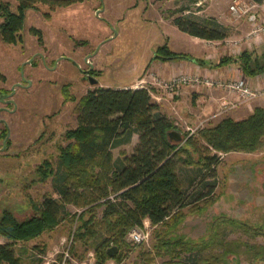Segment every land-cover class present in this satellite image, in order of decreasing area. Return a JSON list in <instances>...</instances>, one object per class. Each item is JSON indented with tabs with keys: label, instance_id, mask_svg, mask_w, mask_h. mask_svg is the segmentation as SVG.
<instances>
[{
	"label": "rangeland",
	"instance_id": "1",
	"mask_svg": "<svg viewBox=\"0 0 264 264\" xmlns=\"http://www.w3.org/2000/svg\"><path fill=\"white\" fill-rule=\"evenodd\" d=\"M1 1H9L12 11L16 10V0ZM231 2L82 0L52 12L41 3L37 8L28 9L21 40L5 43L0 35V72L6 78L0 81V148H3L0 149V214L8 209L23 220L34 213L32 202L38 203L44 196L57 198L51 178L39 180L38 166L44 158L54 163L59 145L67 144L65 133L76 126V106L82 95L95 86L86 79L91 65L95 70L92 76L99 84L112 88L140 87L136 80L142 73L149 74L150 63L159 60L155 58L158 48L168 46L171 50L190 52L197 49L192 38L172 23L180 7L190 8L183 14L191 12L198 18L213 19L222 25L227 32L226 40L242 37L250 23L231 17ZM45 12L50 15H44ZM32 28L39 30V34L32 32ZM215 46L232 48L233 44L219 40ZM224 56L228 55H221ZM144 84L151 83L145 81ZM153 88L158 94L162 92L157 86ZM260 100L264 101V97L256 99ZM164 106L177 129L188 135L185 118L180 115L181 106L172 102H165ZM206 122L205 119L191 121V128H195L191 134H196L200 127L208 124ZM134 135L130 142L112 149L115 159L131 153ZM196 167L183 163L179 167L183 186L191 191L196 185L189 184L187 178L195 174ZM215 170L218 180L214 195L205 199L207 202L199 200L182 210L185 216L178 225V233L193 238L209 237L219 231V226H224L226 239L246 240L247 236L231 229L225 219L253 225L264 223V149L221 153ZM192 207L194 211H190ZM83 209L68 204L64 219L53 230L33 241L17 242V252H24V263L37 264L39 258L41 264L61 261L63 240L77 231ZM95 211L99 219L102 207ZM135 227L138 226L132 228ZM139 228L149 232L148 239L134 244L127 233L128 249L123 250V259L119 263L110 260L107 264H162L163 258L151 252L154 226L146 220ZM96 241V238L86 242L75 238L71 246L73 260H67L66 264L88 258ZM255 241L264 244V237ZM243 264L247 262L243 260Z\"/></svg>",
	"mask_w": 264,
	"mask_h": 264
},
{
	"label": "trees",
	"instance_id": "2",
	"mask_svg": "<svg viewBox=\"0 0 264 264\" xmlns=\"http://www.w3.org/2000/svg\"><path fill=\"white\" fill-rule=\"evenodd\" d=\"M79 1L82 0H16V10L12 11L9 1L0 0L1 38L10 44L21 40L25 13L39 3L52 12ZM184 11H190L189 6L178 8L179 14L172 17L179 30L207 40L227 38L224 27L215 20L198 18L191 12L183 14ZM44 15L49 16L50 12ZM31 30L39 34V30ZM155 58L198 61L168 46L158 48ZM231 61L238 63L246 76L264 73V46L260 52L244 49L236 57H221L217 64ZM94 73L90 68L88 74ZM5 79L0 72V81ZM172 129L177 127L148 87L88 89L76 106V126L65 133L67 144L59 145L54 163L44 158L38 166L39 180L51 178L57 198L44 196L40 202H32L34 213L23 220L8 209L0 214V239H4L0 240V264H25L23 250L17 252V242L27 243L53 230L64 219L68 204L84 208L73 241L96 238L92 251L96 264L110 260L119 263L123 250L128 249V231L134 226L143 227L146 220L155 228L151 252L163 258L162 264L264 262V244L255 241L264 237V223L253 225L225 219L231 229L246 235V240L226 239L224 226L209 237L193 238L178 233V225L185 216L182 210L214 195L218 180L215 168L221 153L264 149V106H256L242 119L224 116L200 127L196 134L183 133V143L168 137ZM133 134L138 138L131 153L115 159L112 149L130 142ZM181 163L197 165L195 174L187 178L189 184L196 185L195 190L183 186ZM100 207L101 216L96 219L95 210ZM190 211H194L193 207ZM111 246L118 247L114 256L107 253ZM37 260L41 264L42 259Z\"/></svg>",
	"mask_w": 264,
	"mask_h": 264
},
{
	"label": "crops",
	"instance_id": "3",
	"mask_svg": "<svg viewBox=\"0 0 264 264\" xmlns=\"http://www.w3.org/2000/svg\"><path fill=\"white\" fill-rule=\"evenodd\" d=\"M264 5V2L261 3ZM243 19L247 20V24L250 23L251 20L247 17ZM174 25V24H173ZM247 32V31H246ZM189 35V34H188ZM192 42L194 46H197V49H193V52L185 51V50H173L178 53L187 54L189 57L197 58L198 61L189 58H178V59H160L150 63L151 71L156 72V74L162 75L163 77H169L174 74L184 72H197L202 76L212 77L219 80H230V79H239L243 78L248 81L252 86L264 85V73L258 74L256 76H246L241 70L240 66L236 62H228L223 65H218L219 58L221 55H228L232 57L238 56L242 50L244 49H253L260 51L262 46H264V38L260 40L259 43L248 45L246 43L241 44L239 46H235L234 48H227V46H213L212 48L204 44L203 42H207V39H202L199 37L191 36ZM202 44H201V42ZM200 45V46H199ZM218 45V43H217ZM225 45V44H224ZM224 47V48H223ZM218 48V52L216 49ZM224 49V50H222ZM150 72V71H149ZM148 74L142 73L137 78V82L140 83V87L144 85L145 81L150 82V79L147 78ZM149 77V76H148ZM148 79V80H147ZM134 81H132L133 84ZM128 83V82H127ZM151 83V82H150ZM126 84V83H125ZM96 86H104L102 84L97 83ZM151 88L153 99L160 105L162 111L166 113L168 116L170 114L166 110V106L164 103H173L174 105L181 106L180 115L185 119L184 122L187 124L186 127H191V121L198 120H206L210 118L214 112L218 110L219 107V99L224 95V91L217 87H207V86H183L176 98L172 99L170 102L164 96L163 91L161 93H156L154 91L153 84L147 85ZM93 87V88H94ZM130 87L128 85H121L119 88ZM89 88V89H93ZM135 88V87H131ZM169 101V102H168ZM256 106H264V101H252L250 103H246L238 108L231 110L222 116H217L215 118L209 119L206 123L216 122L220 118L224 116H230L234 119H242L250 114ZM135 136V135H134ZM137 134L134 137V144L137 142ZM113 151V150H112Z\"/></svg>",
	"mask_w": 264,
	"mask_h": 264
},
{
	"label": "built area",
	"instance_id": "4",
	"mask_svg": "<svg viewBox=\"0 0 264 264\" xmlns=\"http://www.w3.org/2000/svg\"><path fill=\"white\" fill-rule=\"evenodd\" d=\"M229 11L231 17L234 19H242L247 17L251 20L249 30L240 38L233 40H224L225 43H232L234 48L242 43L248 45L257 44L262 38H264V5L254 0H232L229 5ZM251 17H253L251 19ZM209 45H217L216 40H207ZM88 64L90 65V61ZM151 84L161 89L168 99H174L179 90L186 85L190 86H207L217 87L222 89L225 93L219 99V107L216 112L209 119L217 116L225 115L231 110L238 108L246 103H250L258 98L264 97V85L252 86L246 79H230L219 80L212 77L202 76L197 72H180L169 77H163L156 72L150 71L148 74ZM150 84V85H151ZM148 87L147 84L142 85ZM141 86V87H142ZM151 90V88H149ZM152 94V92H151ZM203 124V123H202ZM195 129V128H194ZM194 129L187 127L188 135L194 132ZM149 237V232L142 230L139 227L132 228L128 232V238L134 244H140L146 241ZM73 232L69 237L63 240L65 244L64 250H62V260L56 262L57 264H66L67 260H73L71 255V246L73 243ZM76 264H96L94 253H89V257ZM113 264V263H110Z\"/></svg>",
	"mask_w": 264,
	"mask_h": 264
},
{
	"label": "water",
	"instance_id": "5",
	"mask_svg": "<svg viewBox=\"0 0 264 264\" xmlns=\"http://www.w3.org/2000/svg\"><path fill=\"white\" fill-rule=\"evenodd\" d=\"M98 13V11H97ZM253 17H251L252 19ZM90 68H92V65L90 66ZM88 81L90 84L92 85H96L98 83L97 79L94 78V76L92 75H88ZM168 137L173 140L176 143H182L184 140V136L182 131L177 130V129H172L168 132ZM3 149V148H0ZM118 251V247L117 246H111L107 249V253L109 256H114Z\"/></svg>",
	"mask_w": 264,
	"mask_h": 264
},
{
	"label": "flooded vegetation",
	"instance_id": "6",
	"mask_svg": "<svg viewBox=\"0 0 264 264\" xmlns=\"http://www.w3.org/2000/svg\"><path fill=\"white\" fill-rule=\"evenodd\" d=\"M86 78V77H85ZM86 79H88V74H87V78Z\"/></svg>",
	"mask_w": 264,
	"mask_h": 264
}]
</instances>
